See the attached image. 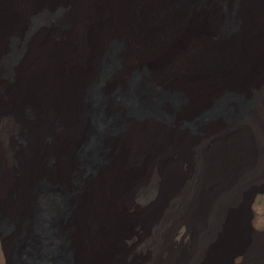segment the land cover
<instances>
[{
    "label": "bare ground",
    "instance_id": "1",
    "mask_svg": "<svg viewBox=\"0 0 264 264\" xmlns=\"http://www.w3.org/2000/svg\"><path fill=\"white\" fill-rule=\"evenodd\" d=\"M200 1L0 0V110L24 126L18 139L0 118L5 264H228L246 244L235 176L244 117L264 144V97L250 91L264 81V0ZM58 4L66 25L35 15ZM222 130L227 149L205 147ZM253 192L250 210L264 188ZM181 224L185 246L172 240Z\"/></svg>",
    "mask_w": 264,
    "mask_h": 264
},
{
    "label": "rangeland",
    "instance_id": "2",
    "mask_svg": "<svg viewBox=\"0 0 264 264\" xmlns=\"http://www.w3.org/2000/svg\"><path fill=\"white\" fill-rule=\"evenodd\" d=\"M223 2L226 4L228 3V0H223ZM217 0H202L198 3V8H201L203 10H212L213 5L216 6ZM66 9L67 6L66 4H58L55 7H53V9L51 10H39V11H35V15H37V17L43 13V12H49L48 15H50V17L52 18V23L53 24H62V25H66V21H69L66 17ZM189 13V11L187 12V14ZM210 13L206 12V15H208ZM66 19V21H65ZM207 21V20H206ZM232 21H238V19L236 20L234 18V16H229L228 22H229V26L232 25ZM31 23V22H30ZM231 27V26H230ZM15 42V39L12 38L9 40V44H13ZM120 43L117 41H111L109 42L108 46H107V50L104 54V59L102 61V66L105 69V67L108 65H113L115 63V59L114 57L112 58L111 55L112 53L118 49V47H120ZM13 48V47H12ZM12 51V50H11ZM15 52V51H13ZM12 52V53H13ZM10 54V53H9ZM12 55V54H10ZM111 57V58H110ZM147 68L145 66L139 68L138 72H133L132 74H139V73H144L147 72ZM131 74V76H132ZM130 76V77H131ZM150 81L147 80H141L140 84L141 85H145L146 83H149ZM96 83L93 82L91 84V88L89 90L90 92V102H91V113H90V122H92V118H94L96 116V106H95V99H96V92L93 88L94 84ZM93 85V86H92ZM116 91V90H113ZM251 94H259L262 95L264 97V81L262 82V86L260 87V89L253 87L251 88ZM177 93H179L180 95H182V92L180 93L179 91H176ZM112 93V92H110ZM109 93V94H110ZM228 93H235V92H227L225 93L223 96L224 97L226 94ZM258 95V96H259ZM106 96V95H105ZM220 97V98H221ZM182 98L184 99L185 97L182 96ZM246 100L250 99V97H245ZM256 117H254L257 121L256 125L261 124V122H264V103L260 102L257 106H256ZM7 111L5 108H1L0 110V114H1V119L5 117V120H3V123H5L7 121L9 127L11 128L12 132L14 133V135L16 137H18V139L21 138V135L24 132V126L22 125V121H13L12 120V116L8 113V115L6 116V112ZM5 112V113H4ZM3 113V114H2ZM3 116V117H2ZM18 118V116L16 117ZM0 119V121H1ZM19 119V118H18ZM131 122V121H130ZM240 124V123H239ZM254 124V123H253ZM251 125L250 124V120L246 117H244L243 122H241L240 127L242 129L245 130V133L247 138H249V147H246L245 149H243L240 153L241 156L246 155L248 159H246L240 166H239V170L236 173L235 178L237 179V183L241 182L242 187L239 189L238 191V202H237V208L240 210L242 219L241 221L243 222L244 226H245V238H246V244L243 245L241 248L237 247L234 248L231 251V254L229 256L228 259V264H264V192L263 193H258L253 200V204L251 206V210H250V201H251V196L253 195L252 193H254L253 191L256 190L257 188H264V172H263V165H264V144L260 139L255 137V130L257 132H259V128L255 127V125ZM222 127V126H220ZM91 134V132L89 133ZM214 138L212 136H210L207 139H205L204 141V145L207 148H210L211 146H213L218 140L219 141V148L220 149H227V137L229 135L228 131L222 130L221 133H212ZM238 135V134H237ZM90 136H87L86 141L88 140ZM85 141V142H86ZM85 142L83 143V146L85 144ZM215 142V143H214ZM105 145V142H104ZM103 145L102 147V152L106 150L105 146ZM1 148V146H0ZM82 150V149H81ZM81 150L78 153V160L79 162H81L84 165V162L81 158ZM103 155V154H102ZM6 161L8 165H12V166H16L18 165V162L16 161L15 158L11 157L10 154L6 155ZM228 163V161H227ZM186 162H184V164L182 165V168L185 169L186 168ZM261 174V175H260ZM246 179V180H245ZM234 189L235 188H239L237 184H234ZM44 188L43 184H40L35 192V197H34V201L35 202V198H37V196L39 195L40 191ZM230 192H232L233 190H231L229 188ZM234 192V191H233ZM252 227V228H251ZM143 231L140 229H136V234H134L132 237L134 240H141L140 244H144V242H148L149 236L148 235H144L142 233ZM173 242L181 245V246H185L187 245L190 240H192V234L190 233V231L188 230V227L184 224H181L178 226V228L176 229L174 235H173ZM21 242V241H20ZM5 244V241H4ZM0 264H5V260L3 257V252L1 249V245H0ZM138 264H154L149 258H143L140 260V262Z\"/></svg>",
    "mask_w": 264,
    "mask_h": 264
}]
</instances>
